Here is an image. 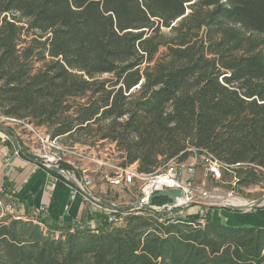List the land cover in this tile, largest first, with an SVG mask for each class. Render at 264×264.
I'll return each mask as SVG.
<instances>
[{
    "label": "trees",
    "instance_id": "trees-1",
    "mask_svg": "<svg viewBox=\"0 0 264 264\" xmlns=\"http://www.w3.org/2000/svg\"><path fill=\"white\" fill-rule=\"evenodd\" d=\"M0 116L112 144L142 175L205 151L264 189V0H0ZM211 209L205 226L128 210L74 232L6 215L0 264H264V228Z\"/></svg>",
    "mask_w": 264,
    "mask_h": 264
},
{
    "label": "rangeland",
    "instance_id": "rangeland-1",
    "mask_svg": "<svg viewBox=\"0 0 264 264\" xmlns=\"http://www.w3.org/2000/svg\"><path fill=\"white\" fill-rule=\"evenodd\" d=\"M161 51H163V49ZM0 125L2 124L0 123ZM41 131L46 135L44 129H41ZM39 136H41V134H38V137ZM38 137L35 135L32 139L34 146L39 142ZM16 138L22 145V141L19 137L16 136ZM6 141L7 140H5V142ZM88 144L89 143H87V145H71L69 143L64 144L62 139L56 141L55 146L58 149L57 155L62 158L59 167L63 163L67 164V162H70L72 165H67L70 166L71 169L67 172L80 186H82V178L86 176L90 183L87 191L97 200L112 202L119 206H129L138 203L140 190L144 185L143 181L137 180L134 185L129 188L124 186H112L108 182V178L111 177L118 168H122L115 146L106 142H97L94 145ZM24 150L25 148H22V151L27 156L36 159L32 153H28ZM82 165L91 168L90 171L88 170V172L83 173L81 170ZM183 166L184 171L188 167H193L196 171V175L193 179L186 181L185 175L180 179V184L182 186H188L189 182L192 183L191 186L189 185L188 194L192 205L184 209H173L169 212V214L175 218L184 220L198 219L206 223L205 216L207 211L203 206L198 204H205L208 206H221L224 204L250 205L264 198V189L260 187H252L249 189L239 188L229 169L221 168L220 177L216 180L211 179L206 174L196 154H192ZM61 177L62 181L58 180V182L63 186L69 185L66 177L63 175H61ZM85 202L88 201L85 200ZM167 205H170V202L157 208H163ZM90 208H93L92 205ZM211 210L209 217L215 223H221L231 227L255 226L264 228V202L259 207L247 211H230L221 208H212ZM96 213H98V215L91 217V221L97 222V220H104V218L99 219L98 217L103 215L102 212L99 211ZM5 216L6 215L0 213V218ZM97 226L98 224L96 227Z\"/></svg>",
    "mask_w": 264,
    "mask_h": 264
},
{
    "label": "crops",
    "instance_id": "crops-1",
    "mask_svg": "<svg viewBox=\"0 0 264 264\" xmlns=\"http://www.w3.org/2000/svg\"><path fill=\"white\" fill-rule=\"evenodd\" d=\"M2 136L0 133V190L6 188L4 193H0V198L12 205V216L39 220L57 230L77 224L84 226L87 216L90 218L87 223L92 222L89 214L91 205L85 202L79 191L70 184L72 188L54 183L56 178L45 170L21 156H14L15 149L7 145ZM67 164L72 165L70 162ZM90 169L83 165L81 168L83 173Z\"/></svg>",
    "mask_w": 264,
    "mask_h": 264
},
{
    "label": "built area",
    "instance_id": "built-area-1",
    "mask_svg": "<svg viewBox=\"0 0 264 264\" xmlns=\"http://www.w3.org/2000/svg\"><path fill=\"white\" fill-rule=\"evenodd\" d=\"M0 123L2 124V126H8L6 128H9L15 134V136L19 137V139L22 141L23 148H25L28 153H32L37 160L41 161L46 165L59 167V164L62 162V158L57 155L58 149L55 146L56 140H51L49 135L43 134L40 128H34L32 125L27 124L25 122L4 118L2 116H0ZM10 124L14 125V127L10 126ZM38 134H41V136L38 137ZM35 135L39 138V142L36 146H34L32 141ZM2 140L4 141L8 139L2 136ZM195 154L197 155L198 159L201 162V165L205 169L206 174L213 180L218 179L220 177V169L225 167L205 151H197ZM13 155L19 156L16 151L13 152ZM183 164L184 163H177L175 161H171L165 166L163 170L159 171L155 176L139 174L133 166L126 168H118L114 172V174L108 178V182L112 186H124L126 188H129L133 186L137 180L143 181L144 185L141 188L139 195V202L143 204H147L153 194L162 192L164 190L179 189L184 193L185 200L190 203V205H192V202H190V199L188 197L189 185L191 186L192 183L189 182L188 186H182L180 184V179L183 177V175H185V180L189 181L195 177L196 171L193 167H188L184 171ZM56 182L58 183V180L54 179V183ZM89 185L90 183L88 181V178L84 176L82 178V187L87 190ZM67 186L70 187L69 185ZM5 188L6 187L2 188L0 190V193H4ZM84 200L87 199L84 198ZM89 203L93 207L89 210L90 217H93L94 215L98 214L96 212L100 211L105 216L102 222H107L113 227H121L124 225V217L127 214H118V211L98 206L91 202ZM198 205L203 206L204 208L208 206L205 204ZM167 207L171 208L172 205H167ZM0 213L2 215H13L12 205L10 203H7L6 201H2L1 198ZM137 214H140V212H138ZM161 221L162 220H160V222ZM100 223V220H97V222H94L92 220L90 226L92 228H95L96 225ZM199 224L205 226V223L201 220H199ZM75 229H83V224L74 225V227L71 228L70 232H74Z\"/></svg>",
    "mask_w": 264,
    "mask_h": 264
},
{
    "label": "water",
    "instance_id": "water-1",
    "mask_svg": "<svg viewBox=\"0 0 264 264\" xmlns=\"http://www.w3.org/2000/svg\"><path fill=\"white\" fill-rule=\"evenodd\" d=\"M0 133L6 137L12 144L13 148L15 149V151L18 153L19 156H21L25 161L42 168L43 170H46L48 172H55L58 174L63 175L64 177H66L68 183L77 191H79L81 193V195L87 199L89 202L98 205V206H102V207H106L109 209H112L114 211H138V210H150L153 211L155 213H169L171 212L173 209H184L187 208L188 206H190V203H188L185 200L184 197V193L179 190V189H175V190H164L162 192H158L156 194H153L148 203L147 204H143L141 202L138 203H134L132 205L129 206H119L116 205L112 202H108V201H101V200H97L95 198H93L86 189H84L82 186H80L75 180H73V178L70 176V174L67 172V170H64L58 166H51V165H46L44 163H42L41 161L31 158L29 156H27L23 151L22 148L20 146V143L18 141V139L16 138L15 134L9 129L6 128L5 126L0 125ZM160 197H164L167 198L170 201V204L172 205V207H163V208H155L152 205V201L153 199L156 198H160ZM264 202V198L256 201L253 204L250 205H245V206H236L233 204H224V205H212V206H207V208H221L224 210H230V211H247V210H252L253 208L259 207L262 203Z\"/></svg>",
    "mask_w": 264,
    "mask_h": 264
},
{
    "label": "bare ground",
    "instance_id": "bare-ground-1",
    "mask_svg": "<svg viewBox=\"0 0 264 264\" xmlns=\"http://www.w3.org/2000/svg\"><path fill=\"white\" fill-rule=\"evenodd\" d=\"M238 203V202H237ZM244 203V202H243ZM234 205H236V206H245V205H243V204H234Z\"/></svg>",
    "mask_w": 264,
    "mask_h": 264
}]
</instances>
